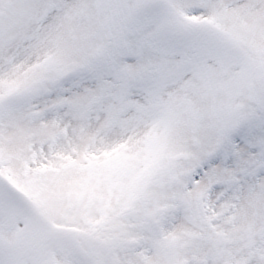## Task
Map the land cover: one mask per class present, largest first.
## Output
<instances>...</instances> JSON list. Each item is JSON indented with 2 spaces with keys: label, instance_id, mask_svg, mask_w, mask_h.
<instances>
[{
  "label": "snow or ice",
  "instance_id": "obj_1",
  "mask_svg": "<svg viewBox=\"0 0 264 264\" xmlns=\"http://www.w3.org/2000/svg\"><path fill=\"white\" fill-rule=\"evenodd\" d=\"M0 264H264V0H0Z\"/></svg>",
  "mask_w": 264,
  "mask_h": 264
}]
</instances>
